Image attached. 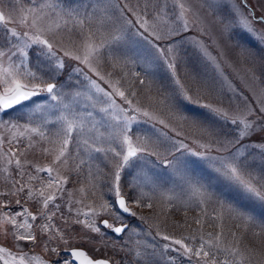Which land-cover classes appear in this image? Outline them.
I'll list each match as a JSON object with an SVG mask.
<instances>
[{
    "label": "rangeland",
    "instance_id": "rangeland-1",
    "mask_svg": "<svg viewBox=\"0 0 264 264\" xmlns=\"http://www.w3.org/2000/svg\"><path fill=\"white\" fill-rule=\"evenodd\" d=\"M34 2L36 6L47 4L54 6L53 8L44 9L47 14L39 22L44 31L37 33L35 29L19 23L21 8L27 9L32 5V0H2L0 11L5 14L6 18L11 16L12 22L0 26V43L5 42L6 29H15L21 35L26 31L29 35H41L42 38L53 44L57 56L65 61L70 68L81 70L78 76L74 74L73 84L76 88L71 89L73 93L76 89H79L80 94L74 97L67 94L69 89H65L66 94L63 97V103L50 99L44 101L43 97L46 94H42L39 99L46 105L42 111L33 113L30 108H24L21 112L14 110L11 119L13 123L18 124V127L0 126V140L3 141L2 146H0V220L4 223L3 228L0 229V247L7 249L15 256L27 253L28 256H38L47 262L54 258L50 251L45 250L44 245L47 242L49 249L57 247V250L61 253H66V250L78 247L85 249L93 258L111 257L113 264H119L120 261H125L126 264H135V256L130 255L128 257L130 251L124 252V254L118 250L112 251L111 241H108L109 247L107 249H103V246L99 243L95 245L87 243L89 236L97 240L99 237L91 233L83 224L75 223L76 220L83 221L87 219L82 212H88L90 209H95L100 213L96 217L97 224H100L104 217L112 218L103 212L99 206L105 200L114 199V194L109 189L113 183L115 157L112 152L107 151L109 147H119L117 142L109 139L110 133L113 131L112 125L117 123L113 116L121 118V126L124 113L120 109L126 110L128 116H135L136 122L132 125L135 133L133 136L134 143L138 136L141 143L160 152L162 154L161 158L169 148L178 146L180 143L187 145V149L181 151L188 163L181 171L194 178H199L202 175L207 178L212 173L204 162L197 157L190 156L188 154L189 150L209 156H226L228 153L217 152V145L214 141H209L207 136L202 135L190 124L182 123L173 118L168 108L159 103L165 95L175 93L178 86L174 83V78L170 72L164 67L163 61L158 58L155 49H152L146 42V40H152L154 43L166 44L167 41H155L150 35L151 25L157 23L160 27L169 26L163 20H154L156 8L152 6L149 0H99L100 6L105 10L98 13V15L105 17V30L115 35H120V30H124V39L118 45H113V48H118L119 52H113L112 55L119 58V53L126 52L127 57L125 59H128L126 67H113L114 61L111 56L99 64L93 60V66L97 67L104 79H100L91 72L87 65L64 56V51H69L73 55L83 56L85 54L84 44L87 30L81 35L78 29L68 31L72 28V24L65 25L64 23L67 18V11L70 8L81 9L85 0H34ZM86 2L90 4L95 3L96 0H86ZM183 2L190 6L191 10L184 15V20H187L189 26L188 41H181V46L175 53L177 75L180 77L181 82L191 87V77L196 76L198 80L206 81L212 85L211 95L199 97L201 103L220 106L222 102V106L230 112L247 103L258 110L259 104L264 103V76L259 74L260 68L264 69V53L261 51L262 49L252 46L254 38L240 31L239 27L235 30L233 40H229L227 34L221 36V25L218 19L220 13L226 17L232 16L238 19V13L229 12V7L232 5L239 7L240 12L248 16V10L243 8L242 0H183ZM222 2L227 3L229 7L218 8L217 5ZM248 2L257 16L264 13V8H261V5H264V0H248ZM146 3H148L147 8H145ZM173 8L172 0H168V16L164 17V20H168L170 26H182L183 20L177 19L179 9L176 7L177 15H174ZM145 13L147 14L145 15ZM137 14L148 20V31L140 27L137 22ZM31 20L32 16L29 15V25ZM125 20L133 22L130 28ZM57 24L60 25L59 28L56 27ZM252 27L260 35H264V26L253 23ZM49 28L51 30H48ZM135 32L142 33L143 38L133 35ZM236 39H239L242 48L236 46L234 42ZM94 42L99 43V40L94 38ZM35 47L33 46V49ZM12 51L17 50L12 49ZM103 51L108 53L109 49L105 48ZM165 54L168 59L172 58V54L167 52ZM18 58L19 52L17 51V55L13 57V60L15 61ZM7 61L8 55H5L3 57L5 65H7ZM122 63L123 61H121ZM35 65L36 56L33 53L31 66L34 68ZM133 72H137L139 75L132 76L131 73ZM85 76L88 77V80L95 81L103 91L97 92L85 79ZM140 79L144 80V84L139 83ZM109 82L124 91L128 99L132 100L133 106L141 111H132L128 104L114 92ZM104 92L111 94V99L105 97ZM132 92H135L136 95H130ZM197 98L193 93L192 104H188L186 101L183 102L185 110L206 115V110L196 106L195 100ZM112 101L115 102L116 107H112ZM64 103L70 104L71 107L64 108ZM101 109H107V112H103ZM144 111H147L149 115H143ZM89 113H91V116H89ZM63 116L75 119L77 124H82L83 127L82 129L80 127L74 129L65 156L57 161L56 156L59 155L61 141L66 134ZM249 119H254V117H249ZM160 121H164V123ZM25 126L38 129V131L26 132ZM58 133L60 135H57ZM85 139L88 141L87 145L83 142ZM54 141L55 143H53ZM209 143L211 144V150H206L200 146ZM96 147H100L104 151L96 152L94 150ZM45 149L48 151H45ZM176 155H180V153H176ZM173 158L172 155H168V159ZM149 159L157 161L155 156ZM9 160H11V163H9ZM16 160L20 161L19 168ZM65 161L67 162L65 163ZM260 163L257 156V171ZM37 167L52 168V177H60L67 182L59 187L53 184L49 188L47 187L48 174L37 172ZM143 167L147 176L141 175L138 183L141 184L144 192L153 197L151 200L146 198L145 203H150L153 207L154 202H158L163 207L166 206L167 201H172L175 206L179 207L180 205V208L195 207L199 213H201V210L203 211V220H208L210 223L211 212L217 207L215 203L200 204L197 194L185 183L181 175L179 173L172 175L171 169H164L159 161ZM130 172L135 174L136 169H126L123 174L125 179L122 183L126 184L131 178L129 176ZM83 174L87 177H84ZM30 175L36 177V179H29ZM85 178L87 183L84 184ZM212 182L214 185L216 184L215 180ZM21 186L24 190L18 191ZM87 187H91L90 190H87ZM29 189L32 193L31 198H29ZM41 190L44 191L45 197L48 195H54L55 197L54 200L49 202L47 208L43 206L44 197L40 195ZM125 191H127V188H125ZM231 195L234 196L235 194L232 193ZM18 200L19 203H17ZM56 205H59V210L56 209ZM142 207L131 206V209L136 212V219L133 223L138 225V228L135 234H130V239L127 236L124 238L127 241V246L128 243H137L138 238L143 235L156 238L151 235L153 226L149 225L146 229V226L142 224L149 220L146 218L143 221L139 215V212L144 213L145 210L148 211L149 208H153L148 207L146 209ZM22 209H27L31 215L27 217L16 215V224L20 225L25 218L28 219L29 223L32 224V228L27 231L32 232L37 237L35 244L26 243L23 240L17 241L14 234L17 232L24 233L26 230L23 228L17 229L5 217L6 213L16 214ZM205 211L207 214H205ZM260 214L264 215V213ZM32 216H36L37 219L33 221ZM48 216H51L50 221L47 219ZM197 218L201 221L199 216ZM110 221L115 222L114 220ZM45 223L51 225L48 231L41 230V226ZM58 230L68 239L69 243L67 245L60 240V236L57 235ZM141 230H143L142 234L140 233ZM149 230L150 234H148ZM161 232L159 230V233ZM81 236L84 238L80 239ZM198 236L199 238L195 240V244L192 241L187 242L185 240V242L196 247L201 243L200 238L203 236L204 240L212 241L214 244L210 234L204 232L202 235L198 233ZM160 240L159 246L156 247L159 253H155L154 256L156 261L164 264L161 258L162 246L169 242L164 241L161 237ZM154 241L156 240L148 239L144 247L149 246V242ZM117 244L119 245V243ZM96 247H100L102 251H94ZM205 247L207 248L208 245L206 244ZM168 255L175 256L176 253H168ZM0 264H3V261H0ZM32 264H36V262L33 261ZM191 264H201V261L193 257Z\"/></svg>",
    "mask_w": 264,
    "mask_h": 264
},
{
    "label": "snow or ice",
    "instance_id": "snow-or-ice-1",
    "mask_svg": "<svg viewBox=\"0 0 264 264\" xmlns=\"http://www.w3.org/2000/svg\"><path fill=\"white\" fill-rule=\"evenodd\" d=\"M149 2L156 8L154 20H163L169 26L160 27L157 23L151 25L150 35L155 41H167L166 44L161 45L154 43L152 40H146V42L152 49H155L158 58L163 61L164 67L170 72L174 78V83L178 86V90L175 93L165 95L159 103L168 108L173 118L182 123L190 124L202 135L207 136L209 141H214L217 145V152H227L228 155L209 156L189 150L188 154L204 162L212 175L207 178L203 175L199 178L188 176L181 171L188 163L184 159V153L181 151L182 149H187V145L180 143L178 146L169 148L167 153L163 154V158H161L162 154L160 152L141 143L138 136L134 143L133 136L135 133L132 125L136 122V117L128 116L126 110L120 109L124 113L122 126L120 124L121 118L113 116V119L117 123L112 125L113 131L109 136V139L117 142L119 147H109L107 149L115 157L113 183L109 189L114 194V199L105 200L99 206L115 222H109L108 219H104L100 224H97L96 217L100 213L95 209H90L88 212H82L87 219L83 221L76 220L75 223L83 224L91 233L99 237L97 240L89 236L86 241L87 243L93 245L99 243L103 246V249H107L109 247L108 241H111V246L116 251L117 242L123 241V243H120L119 251H125L127 249V241L124 238L127 236L130 239V234H135L138 228V225L134 224L130 219L136 217V213L131 210V206L135 205L138 208L142 206L152 207V204L145 203V200L146 198L151 200L153 197L149 193L144 192L141 184L138 183L141 175L147 176L143 166L155 164L159 161L164 169H171L172 175L177 173L181 175L185 183L197 194L200 204L215 203L217 207L213 210L212 219L221 221V233L216 235L215 244L212 241L204 240L203 236H201V243L193 247L191 244L186 243L184 239H175L168 235H162L161 238L169 242L162 246L161 258L164 264H191L193 257L200 260L201 264H243L245 257L239 249L233 247L231 243L225 245L222 242V225L225 215L229 219H238L245 226L252 225L257 229L253 232L252 244H255L258 240L261 245H264V215L260 214L264 213V103L259 104L258 110L251 104L246 103L243 106H238L233 112L224 108L222 102L220 106H214L211 103H201L199 97L211 95L213 91L212 85L206 81L198 80L196 76H192V86L188 87L181 82L180 77L177 75L175 53L181 46V41H188L187 33L189 32V26L187 20H184V15L191 10L190 6L183 2V0H172L174 5L173 14L177 15L176 7H178L177 19L183 20L182 26L173 27L170 26L168 20H164V17L168 16V0H149ZM242 5L243 8L248 10V16L240 12V8L236 5L229 7L224 2L217 5L218 8L229 7V12L239 14L238 19L232 16L226 17L222 13L219 14L221 36L227 34V38L233 40L235 30L239 27L240 31L252 36L264 45V35H260L252 27L253 23L264 26V13L257 16L248 0H242ZM53 7L52 4L36 6L34 0H32V5L27 9L21 8L19 23L35 29L37 33L42 32L44 29L40 27L39 22L47 14L44 12V9ZM147 7L148 3L145 4V8ZM261 8H264V5H261ZM104 11L100 6L99 0L90 4L85 0L81 9L70 8L66 13L67 18L64 20L65 25L72 24V28L68 29V31L78 29L80 34L83 35L85 30H87L84 44L85 54L80 56L73 55L69 51H64V56L87 65L89 70L100 77V79H104V77L97 67L93 66V60L99 64L111 56L114 61L113 67H126L128 63V59H125L127 57L126 52L119 53V58L112 55L113 52H119V49L113 48V45H118L124 39V30H120V35L106 31L105 17L98 15L99 12ZM29 15L32 16L30 25L28 24ZM8 22H12L11 16L6 18L5 14L0 11V26H4ZM137 22L140 24V27L148 31L149 23L147 19L137 14ZM125 23L130 28L133 22L125 20ZM56 27L59 28L60 25L57 24ZM48 30H51V28ZM133 35L143 38L140 32H135ZM94 38L98 39L99 43H95ZM4 40V43H0V126L18 127V124L13 123L11 119L12 110L21 112L24 108H30L33 113L42 111L46 107L45 103L39 99L42 94H46L43 97L44 101L50 99L59 103H63V97L66 94L65 89H69L67 94L74 97L79 96V89H76L74 93L71 89L76 88L75 84H73L74 74L78 76L81 70L79 68H70L65 61L61 60L57 56L56 51H54L53 44L47 39L42 38L39 34L29 35L27 31L21 35L15 29H6ZM234 42L238 48H242L239 39H236ZM33 46H36L35 49H33ZM105 48L109 49L108 53L103 51ZM12 49H16L19 52V58L15 61L13 57L17 55V51H12ZM166 52L172 54L171 59H168L165 54ZM33 53L36 56L34 68L31 66ZM5 55H8L7 65L3 62ZM121 61H123L122 64ZM131 75L138 76L139 73L133 72ZM85 79L88 80V77L85 76ZM88 82L97 92L103 91L95 81L88 80ZM109 83L113 87L114 92L128 104L132 111H141L139 108L133 106L132 100L128 99L124 91L112 85L111 82ZM139 83L144 84V80L140 79ZM193 93L198 97L195 100L196 106L206 110V115L185 110L183 102L186 101L188 104H192ZM130 95L135 96L136 93L132 92ZM104 96L111 99V94L107 92H104ZM63 106L66 109L71 107L67 103H64ZM112 107H116L114 101H112ZM101 111L107 112V109H101ZM143 115L148 116L149 113L144 111ZM89 116H91V113H89ZM249 117H254V119H249ZM62 119L66 125V134L61 141L59 155L56 156L57 161L65 156L68 145L71 143L74 129L77 127L82 129L83 127L82 124L78 125L75 119H69L66 116H63ZM160 122L164 123V121ZM25 131L37 132L38 129L25 126ZM57 135L60 134L58 133ZM83 142L85 145L88 144L86 139ZM2 143L3 141L0 140V146H2ZM200 146L206 150H211L210 143L201 144ZM94 150L96 152L104 151L100 147H96ZM45 151L48 150L45 149ZM176 153H180V155H176ZM13 155L15 154L13 153ZM168 155H172L174 158L168 159ZM153 156L157 158V161L149 159ZM257 156L261 162L258 171L256 170ZM9 163H11V160H9ZM16 164L19 168L20 161L16 160ZM133 168L136 169V173L132 174L130 172L129 176L131 178L126 184L122 183L125 179L123 175L125 170ZM36 171L48 174L47 187L49 188L53 184L59 187L67 182L60 177H52V168L37 167ZM29 179H36V177L30 175ZM213 180L216 181L215 185L212 182ZM125 188H127V191H125ZM23 190V186L18 189V191ZM232 193L235 195L232 196ZM40 195L44 197V208H47L49 202L55 199L54 195L45 197L43 190H41ZM31 196V189H29V198ZM17 203H19V200ZM56 209L59 210V205H56ZM52 214L54 215L55 213ZM205 214H207L206 211ZM16 215L27 217L31 214L28 213L27 209H22L16 214H5V217L10 220L14 227L26 230L24 233H15L14 238L17 241L23 240L26 243L35 244L37 237L32 232L27 231L32 228V224L25 218L22 224L17 225L15 220ZM31 219L35 221L37 217L32 216ZM47 219L50 221L51 216H48ZM195 223L200 224L201 221L197 219ZM235 226L239 227L240 225ZM50 227L49 223H45L41 226V230L48 231ZM57 235L60 236V240L65 245L69 243L68 239L59 230L57 231ZM157 235H161L159 231ZM232 236L235 237L234 232ZM83 238V236L80 237V239ZM192 243H196L194 238L192 239ZM236 243L239 244L240 240H237ZM206 244L208 245L207 248L205 247ZM44 247L46 251H50L54 255V258L47 262L38 256H28L27 253L15 256L2 247H0V261H3V264H32L33 261L36 264H113L111 257L93 258L84 250L72 248L66 250V253H61L57 250V247L49 249L47 242H45ZM246 248L249 255L256 252V248L251 245H246ZM127 250L131 251V249ZM94 251L101 252L102 249L96 247ZM168 253H176V255L170 256ZM134 255L137 257V264H140L141 259L146 260L148 257L146 252L140 251L135 252ZM119 264H126V262L120 261ZM249 264H251V261H249ZM259 264H264V260L260 261Z\"/></svg>",
    "mask_w": 264,
    "mask_h": 264
},
{
    "label": "trees",
    "instance_id": "trees-1",
    "mask_svg": "<svg viewBox=\"0 0 264 264\" xmlns=\"http://www.w3.org/2000/svg\"><path fill=\"white\" fill-rule=\"evenodd\" d=\"M252 46L255 48L258 47L262 49L261 51L264 53V46H262L257 39H253ZM259 74L264 76L263 68L262 69L260 68ZM83 175L84 177L86 176L85 174ZM84 181H83L84 184L87 183L86 178ZM89 188L91 187H87V190H90ZM142 208L147 209L148 207L143 206ZM151 208L153 209L149 208L148 211L145 210L144 213L139 211L138 212L143 221L146 218L147 220H149L148 222H144L142 224L146 226V229L149 225L153 226L151 235L156 238H152L151 236L148 237V235L145 236L143 235L138 238L139 239L137 242L138 244L132 242V243H128L127 246V249H131L130 254H128V257L130 255L134 257L135 256L134 253L137 251L140 252L143 251L148 254L146 260L145 259L140 260V264H160V262L155 260L154 254L157 252L159 253L156 247L159 246L161 242L160 237L162 235H168L172 238L184 239L187 242H191L193 238L195 240L199 238L198 233L202 235L204 232H206L207 234H210V237L212 238L215 244L216 235L221 233V221L218 219L217 220L212 219L213 211L211 212V218L209 223L208 220L207 221L203 220L204 213L202 210L201 213H199L198 209L195 207L187 208V209H184L182 207L180 208V205L179 207L175 206V204L172 201H167L166 206L163 207H161L158 202L157 203L154 202V206ZM197 216L201 218L200 224L195 223V221L198 219ZM135 219L136 217L131 218L132 222H134ZM110 220L113 219L110 218ZM3 225L4 223L0 220V229L3 228ZM235 225H240V226L236 227ZM222 228H223L222 242L225 245L231 243L233 247H237L239 249V251L245 257L243 264H249V261H251V264H259L260 261L264 260V245H261L258 240L255 244H252L253 232L257 230L255 229L254 226L252 225L245 226L241 224L238 219L237 220L229 219L227 216H225L223 218ZM150 230L148 231V234H150ZM159 230L162 231L160 233L161 235H157V232ZM142 232L143 230H141L140 233L142 234ZM233 232L235 233V237L232 236ZM148 239H154L156 241H154L155 243L149 242V246L144 247V244L145 242H148ZM237 240H240L239 244L236 243ZM117 243H119V245L116 244L118 245L116 249L119 251L120 243H123V241ZM246 245H251L255 247L256 252L249 255ZM111 248L112 251H114L113 247ZM127 249L125 251H121L123 252L122 254H124V252L125 253L129 252V250ZM134 259H135L134 260L135 264H137V257L135 256Z\"/></svg>",
    "mask_w": 264,
    "mask_h": 264
},
{
    "label": "water",
    "instance_id": "water-1",
    "mask_svg": "<svg viewBox=\"0 0 264 264\" xmlns=\"http://www.w3.org/2000/svg\"><path fill=\"white\" fill-rule=\"evenodd\" d=\"M75 249L84 250V249H80V248H75ZM84 251H85V250H84Z\"/></svg>",
    "mask_w": 264,
    "mask_h": 264
},
{
    "label": "bare ground",
    "instance_id": "bare-ground-1",
    "mask_svg": "<svg viewBox=\"0 0 264 264\" xmlns=\"http://www.w3.org/2000/svg\"><path fill=\"white\" fill-rule=\"evenodd\" d=\"M0 2H2V0H0ZM263 46V45H262Z\"/></svg>",
    "mask_w": 264,
    "mask_h": 264
}]
</instances>
